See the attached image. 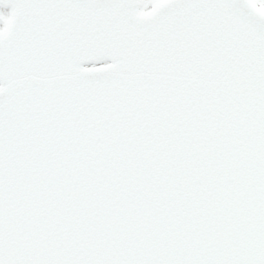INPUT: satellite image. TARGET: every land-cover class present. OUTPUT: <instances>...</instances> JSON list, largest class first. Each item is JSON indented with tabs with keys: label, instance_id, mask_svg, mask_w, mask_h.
<instances>
[{
	"label": "snow or ice",
	"instance_id": "1",
	"mask_svg": "<svg viewBox=\"0 0 264 264\" xmlns=\"http://www.w3.org/2000/svg\"><path fill=\"white\" fill-rule=\"evenodd\" d=\"M0 264H264V0H0Z\"/></svg>",
	"mask_w": 264,
	"mask_h": 264
}]
</instances>
